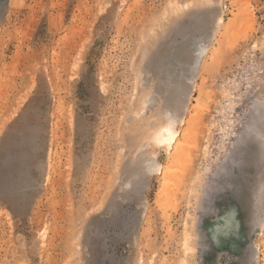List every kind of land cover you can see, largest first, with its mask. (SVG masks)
Instances as JSON below:
<instances>
[{
    "label": "rangeland",
    "instance_id": "374dc122",
    "mask_svg": "<svg viewBox=\"0 0 264 264\" xmlns=\"http://www.w3.org/2000/svg\"><path fill=\"white\" fill-rule=\"evenodd\" d=\"M0 264H264V0H0Z\"/></svg>",
    "mask_w": 264,
    "mask_h": 264
},
{
    "label": "bare ground",
    "instance_id": "6f19581e",
    "mask_svg": "<svg viewBox=\"0 0 264 264\" xmlns=\"http://www.w3.org/2000/svg\"><path fill=\"white\" fill-rule=\"evenodd\" d=\"M175 139L174 135H172L171 133H169V138H167L166 140L169 142H173Z\"/></svg>",
    "mask_w": 264,
    "mask_h": 264
}]
</instances>
